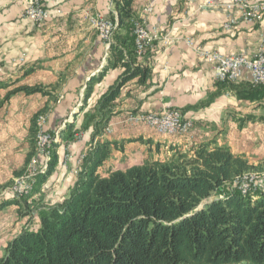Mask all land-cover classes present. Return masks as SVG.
<instances>
[{
	"label": "crops",
	"instance_id": "obj_1",
	"mask_svg": "<svg viewBox=\"0 0 264 264\" xmlns=\"http://www.w3.org/2000/svg\"><path fill=\"white\" fill-rule=\"evenodd\" d=\"M226 2L211 0V5L202 6L197 0L133 1L134 18L144 19L147 26L156 27L161 37L169 36L172 41L165 44L160 39L142 54L136 52L135 60L149 66L150 76L144 83L130 79L114 100L111 131L95 140L122 141L123 145L112 149L101 171L125 169L149 155L164 157L171 148L184 151L210 139L239 153L222 134L228 125L237 126L235 121H241L243 116H261L264 111L258 102L221 87L214 79L212 64L200 58L195 48L253 56L264 45V19L256 23L244 21L236 8L226 7ZM43 5L50 16L38 27L24 16L25 0H0V179L12 178L24 164L34 113L47 108L46 127L51 130L72 124L58 138V161L53 171L44 179L40 176L32 194L25 197L26 204L37 210L67 196L75 180L72 171L92 140L91 126L82 128L84 116L122 71L118 66L109 67L94 83L84 104L86 83L107 64L109 54L108 42L90 26L86 12L116 15L114 1L43 0ZM119 34L125 35L126 30H119ZM186 37L192 38L193 46L185 43ZM247 81L249 75L245 72L236 83ZM34 84H41L49 94L17 92L5 97L18 85ZM163 106L178 109L193 122L188 134H159L145 124L125 120L129 113L157 112ZM35 220L34 229L38 226Z\"/></svg>",
	"mask_w": 264,
	"mask_h": 264
},
{
	"label": "trees",
	"instance_id": "obj_2",
	"mask_svg": "<svg viewBox=\"0 0 264 264\" xmlns=\"http://www.w3.org/2000/svg\"><path fill=\"white\" fill-rule=\"evenodd\" d=\"M113 1L116 15L108 17L116 28L107 64L87 81L83 103L109 67L122 71L84 116L82 128L91 126V144L66 197L39 210L27 206L24 215L33 217L36 210L38 226H25L8 240L0 264H264V189L243 195L233 183L237 176L264 169V162L256 166L210 139L184 151L171 148L164 157L149 155L125 169L100 170L112 149L123 145L95 140L114 114V100L127 81L144 83L151 72L135 60L134 0ZM218 83L264 111V84ZM17 92L49 94L41 84L18 85L5 97ZM44 110L31 117L25 163L35 153L36 117ZM245 117L264 120V114ZM71 127L67 123L59 135ZM57 161L54 150L42 179ZM11 204L20 201L4 198L0 210Z\"/></svg>",
	"mask_w": 264,
	"mask_h": 264
},
{
	"label": "built area",
	"instance_id": "obj_3",
	"mask_svg": "<svg viewBox=\"0 0 264 264\" xmlns=\"http://www.w3.org/2000/svg\"><path fill=\"white\" fill-rule=\"evenodd\" d=\"M202 6L211 5V0H197ZM26 7L24 9V16L31 19L36 26L40 27L50 16L49 10L43 5V0H25ZM226 7L228 9L236 8L240 12V16L244 21L256 23L264 19V0H227ZM150 10V8H148ZM60 12V10H57ZM86 18L92 28L96 30L98 35L106 42H110L113 35V23L111 18L100 13L86 12ZM228 26V24H226ZM134 44L138 48V54H142L147 48L162 40L163 43H170L172 39L169 36L161 37L158 29L154 26H147L144 19H135L133 25ZM185 43L193 46L192 38L186 37ZM198 56L206 62L212 64L214 71V79L217 82H237L244 77V73L249 75V81L253 85L264 84V45H261L253 56H246L243 54H224L217 50H212L197 46L195 48ZM23 60V56L19 61ZM2 71V61L0 58V73ZM46 119V118H45ZM45 119L40 123V136H38L42 143V154L47 155L49 150L48 138L52 134L47 132L44 128ZM133 124H145L151 127L159 134L168 135H186L193 127V122L185 118L182 113L175 108L163 106L159 111L152 112H134L129 113L125 119ZM111 131L110 124L104 130V133ZM23 175V174H22ZM21 175V179L23 176ZM240 176L234 178L235 181L240 180ZM22 181V180H21ZM19 181V182H21ZM237 184V182H236ZM27 185L15 186L12 192L16 193L22 190ZM241 187H248V194L251 193V188L248 183L238 185ZM252 190V191H253Z\"/></svg>",
	"mask_w": 264,
	"mask_h": 264
},
{
	"label": "rangeland",
	"instance_id": "obj_4",
	"mask_svg": "<svg viewBox=\"0 0 264 264\" xmlns=\"http://www.w3.org/2000/svg\"><path fill=\"white\" fill-rule=\"evenodd\" d=\"M111 22H114L113 23V32H114L116 28V22L114 20L112 21V19ZM135 50H137L136 52L138 53V48L136 47V44H135ZM261 103L264 104L263 99L261 100ZM46 109L42 112H39L36 117L37 128L35 135V153L31 156L30 160L27 163L24 162V164L21 166V168L19 169L20 175L14 174V176L12 175L13 177L12 178L10 177L8 180H5V177L0 179L1 182L0 201L3 200L4 198L10 199L12 197L20 201V204L17 207L11 204L0 210V254L3 252V249L7 241L10 240L15 234H17L23 227L26 226L34 229V227L37 224L35 220V218L38 219V214L36 213V210L33 214V217L24 215V212L25 210H27V206H28L27 204H25L27 203L25 201V197L27 198L32 194L40 175L45 173L48 163L51 159L52 151L55 150L54 142H57L58 138L60 137L59 135L60 129L51 130L46 127V120L48 116L47 115L48 111ZM263 114L264 113H261V115ZM42 119H45L44 122L45 130L50 134H52L50 138H48L49 150H47V155L42 154V144H40L41 142L38 138V136H40V123ZM256 120L262 122L260 123L261 125L248 123L249 120H247L246 117L243 116L241 121L239 120L235 121L237 126L232 124L228 125L227 130L222 134V137L224 138V140L230 143V145L236 152H239L238 154L243 155L245 158H247V160L250 163L258 166L259 164L264 162V125H263L264 120L263 119H256ZM79 164L77 166H79ZM77 169L78 167L74 171H72V174L74 176H76L77 174ZM21 175L23 176V179H21L20 177ZM240 177H241L240 180L238 181L234 180L233 183L236 184L237 182L236 188L243 195L248 194V187H241L238 185H244L245 183H248L251 188L253 187L255 188V190L253 189L250 190L251 193L256 192L258 189H262V190L264 189L263 168L261 169L259 168L258 170L256 169L251 172L244 173ZM18 185L21 186L27 185V186L22 190H18V192L13 193L12 188Z\"/></svg>",
	"mask_w": 264,
	"mask_h": 264
},
{
	"label": "bare ground",
	"instance_id": "obj_5",
	"mask_svg": "<svg viewBox=\"0 0 264 264\" xmlns=\"http://www.w3.org/2000/svg\"><path fill=\"white\" fill-rule=\"evenodd\" d=\"M112 21H113V20H112ZM136 51H137V50H136ZM40 144H42V143H40ZM50 145H51V144H50ZM19 175H20V174H19ZM20 177H21V176H20ZM20 177H19V178H20ZM26 191H27V190H26ZM30 191H31V190H30ZM245 191H246V190H245ZM20 192H21V191H20ZM20 192H19V193H20ZM22 193H23V192H22Z\"/></svg>",
	"mask_w": 264,
	"mask_h": 264
}]
</instances>
